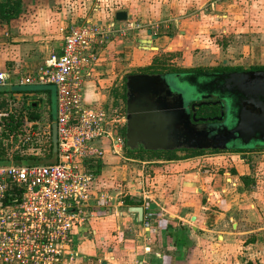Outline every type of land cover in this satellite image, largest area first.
Listing matches in <instances>:
<instances>
[{"label": "crops", "instance_id": "0c3cea01", "mask_svg": "<svg viewBox=\"0 0 264 264\" xmlns=\"http://www.w3.org/2000/svg\"><path fill=\"white\" fill-rule=\"evenodd\" d=\"M166 1L11 0L18 3L19 14L9 20L0 19V72L13 81L36 71L52 52L61 51L63 39L59 28L63 25L82 20L102 24L114 20L116 25H122L123 20L115 19L117 11H125L126 19L135 11L159 15L169 5ZM178 33L187 34L184 29H178ZM139 37L144 38L149 48L160 49V45H150L160 38L146 33L135 39ZM113 43L109 41L100 56L103 51L111 53ZM125 64L115 61L111 65L121 72ZM94 69L84 82L82 95L88 104L100 101L98 91L102 83ZM103 146L106 166L96 174L99 192L114 185L108 178L111 170L108 165L120 160L113 158L107 140ZM122 153L118 155L125 166L119 171L123 172L120 180L125 184L120 182L121 186L115 189L130 191L131 195L125 198L133 203L126 204L122 199L112 203V207L99 209L90 219V230L76 236L79 257L65 264H236V257H240L236 238H241V257L253 256L244 250H248L251 241L244 239L253 233L264 237V225L256 230L246 229L251 214L257 215L259 221L264 220V160L259 162L258 180L253 179L255 173L250 164L242 161L235 163L236 172L226 173L223 181L218 168L209 172L203 167L204 154L163 159L147 153L142 156ZM242 176L249 178L247 185ZM228 179L236 180L239 189L244 188L239 197H233L236 189L229 187ZM145 205L154 213L148 225L144 222ZM130 206L143 207L141 221L137 213L129 211Z\"/></svg>", "mask_w": 264, "mask_h": 264}, {"label": "built area", "instance_id": "2783aa9c", "mask_svg": "<svg viewBox=\"0 0 264 264\" xmlns=\"http://www.w3.org/2000/svg\"><path fill=\"white\" fill-rule=\"evenodd\" d=\"M59 31L61 51L52 52L36 71L13 81L0 72V87H54L56 112L47 124V138L51 140L52 123L57 137L52 162L0 163V264L75 261L76 236L85 233L90 219L99 209L131 195L130 191L115 196L99 192L96 173L89 167L103 159V141L115 154H121L125 141L117 128L125 125L126 112L88 104L82 98L84 82L97 62V47L106 42L107 34L101 23L89 20L63 25ZM3 115L7 113L0 112V120ZM37 122L24 117L23 130ZM25 135L30 136L28 131ZM228 181L235 186V180ZM144 209L148 225L154 213L148 205Z\"/></svg>", "mask_w": 264, "mask_h": 264}, {"label": "rangeland", "instance_id": "374dc122", "mask_svg": "<svg viewBox=\"0 0 264 264\" xmlns=\"http://www.w3.org/2000/svg\"><path fill=\"white\" fill-rule=\"evenodd\" d=\"M167 1L169 5H165L162 14L159 15L135 11L126 20H123L122 25H116L113 22L114 20L104 21L103 24L97 21L102 24L107 37L106 42L97 47L98 56L94 72L98 71L97 78L102 84L101 89L98 91L100 101L96 104H101L105 108L112 106V108H117L122 113L126 112L125 100L121 94L124 92L125 76L130 73L150 71L157 68L164 72H169L177 67L186 69L202 68L204 72H170L164 75L170 90L179 93L184 104L187 105L191 99L219 95L217 92L212 91L213 86L211 84L215 83L220 73L209 72L212 69L223 66L248 69L253 66L264 65V0ZM110 22L114 26L109 25ZM178 29L186 30L187 34L181 36ZM146 33L155 38H160L156 43L151 42L150 44L151 46L160 45L159 50L146 46V42L142 37L135 39V37ZM173 36L175 37L172 38ZM109 41H114L111 53L103 51L100 56V51ZM115 61L127 63L121 72L112 67ZM100 64L102 65L100 66ZM12 87L14 86L10 88ZM45 87L51 91L52 109L55 117L54 87L52 85H46ZM220 96L221 98L217 96L215 99H219L224 104L222 107L225 115L221 124H232L235 120L236 111L230 106L231 97L228 94ZM5 101L4 108L0 112H6L7 115L1 116V118H5H2V123H0L2 125L3 123L6 124L11 115L12 125L16 128L9 132L8 137L5 135L9 131L7 129L0 134V144L4 145L1 156L8 157L10 160L15 155L32 154L36 155L37 159H28V163L37 161L52 162L55 155H51L47 147V124L54 117L50 118L49 107L45 103L42 105L41 115L35 119L38 121L37 124H34L31 128L26 125L25 132L23 130V118L26 117L27 122H29L30 110L21 108V102H15L11 98ZM214 116L204 118L211 119ZM124 128L125 125H118L117 129L121 137H123L121 132ZM27 131L30 135L29 138H25ZM245 150L247 151L236 152L225 149L215 152L213 150H203L201 152V154H204V158H202L204 160L203 167L208 169L209 172H212V168H218L217 173L222 178L227 176L228 173L233 175L236 172L235 163L245 161L244 163H249L250 168L254 170L253 179L258 180L259 162L264 160L262 157L264 146L248 147ZM122 151L124 153L126 149L122 147ZM178 155H183V152L179 150ZM112 156L113 158L118 157L120 160L108 165L111 168L108 178L114 181V185L106 192L115 196L118 192L115 188L119 187L121 174L123 173L119 170L125 166V163L122 162V156L114 152ZM105 166L106 164H103L102 168ZM222 180L224 181L223 178ZM124 182H121V185L125 184ZM229 187L238 191L233 192L234 198L239 197V193L244 189H239L241 187L237 186V188L230 184ZM119 197L120 195L117 198ZM256 201L258 202V196ZM241 211L242 209H240ZM250 217L246 229L256 230L264 225V220L259 221L257 215L251 214ZM241 221L246 222L247 220ZM89 230V227H87L85 232ZM239 240L241 238H236V246L240 247V254H237L240 257H236V264H264V237H259L253 233L250 238L244 239L245 242L251 241L252 244L248 250H244L253 254V256L241 257L240 250H242V247Z\"/></svg>", "mask_w": 264, "mask_h": 264}, {"label": "water", "instance_id": "95a60500", "mask_svg": "<svg viewBox=\"0 0 264 264\" xmlns=\"http://www.w3.org/2000/svg\"><path fill=\"white\" fill-rule=\"evenodd\" d=\"M125 11L115 13L116 20H125ZM166 74V73H165ZM160 73H130L126 75L125 143L146 150H225L235 148L239 140L247 146L251 137L264 139V69L220 73L214 92L231 97L230 106H238L234 123L221 124L224 104L219 100L184 104L179 93L170 90ZM218 84V85H217ZM19 95V94H17ZM220 104V114L211 119L198 118L195 106ZM215 121V123H213ZM53 151L57 150L56 125L51 126ZM142 220L141 206H130Z\"/></svg>", "mask_w": 264, "mask_h": 264}, {"label": "trees", "instance_id": "16d2710c", "mask_svg": "<svg viewBox=\"0 0 264 264\" xmlns=\"http://www.w3.org/2000/svg\"><path fill=\"white\" fill-rule=\"evenodd\" d=\"M18 3L17 2H11V0H6L4 2H0V19H4V20H9L12 17H15L19 14V7H17ZM250 69H264V65L261 66H253L250 67ZM202 68H196V69H186V68H174L169 72H164L163 70H159L157 69H153L150 71H142L139 73H160V74H165V73H170V72H174V73H192V72H204V70L202 71ZM243 70V68L241 67H228V66H223V67H217L212 69V71L209 72H217V71H240ZM208 72V71H206ZM126 79V76H125ZM123 94H121V96L124 98V100H126V86L125 83L123 85ZM19 94V95H17ZM55 94V92H54ZM51 91L49 88L45 87V86H35V85H23V86H14L12 88H7V87H0V110L2 108H4V103L6 102L5 100L11 98L13 101L15 102H21L23 100H21V97H25V98H31L34 97L37 100L35 101L36 104L39 102L41 103V107L35 105L33 106L32 104L27 105L24 104L22 105V103L20 104L21 108H24L26 110H30V115L29 118L30 119H36L37 117H39V115H41V108L42 105L45 103L49 108V115L50 118H53V109H52V103L53 100L51 98ZM55 96V95H54ZM221 108H220V104H203L198 108V112L197 115L199 116H211V115H215L218 116L220 114ZM9 116V115H8ZM5 118V117H2ZM1 118V120H2ZM0 120V122L2 123V121ZM0 123V134L4 133L5 130H9L5 135H9V132L12 131L13 129H15L16 127H14L12 125V117L11 115L9 116V120L6 122V124L3 123V125ZM18 124V121L16 122V126ZM2 126V129H1ZM122 136L125 139V128L123 129ZM1 142V141H0ZM48 144V150L51 153V155H55V152L53 151V145H52V140H48L47 141ZM261 147V146H259ZM248 147H235V148H230L229 150L231 151H247L245 150ZM124 149H126V153L130 156H142L143 153H147L150 155H154L157 158H163V159H176L178 158V155L176 154V151L181 150L183 152V155L185 156H189V155H196V154H201V152L203 150H197V149H186V148H180V149H173V150H146L142 147L140 148H129L126 146V144H124ZM4 151V145H2V143L0 144V163H6L9 162L10 160H12L14 163H28V159H34L36 160L37 157L36 155H32V154H25V155H15L12 158L5 157V156H1V153ZM215 152L220 151V150H213ZM137 153V154H136ZM55 160V159H54ZM53 160V161H54ZM26 161V162H25ZM39 162V161H37ZM103 166V159H98L95 162L89 164V167L91 168V170L94 171V173L99 174L101 172ZM242 181L247 185V183L249 182V178L247 176H242L241 177ZM125 203L126 204H130L133 203L131 202V200L127 197L125 198ZM250 264V263H248Z\"/></svg>", "mask_w": 264, "mask_h": 264}, {"label": "flooded vegetation", "instance_id": "af4514ba", "mask_svg": "<svg viewBox=\"0 0 264 264\" xmlns=\"http://www.w3.org/2000/svg\"><path fill=\"white\" fill-rule=\"evenodd\" d=\"M243 70H255V69H250V68H248V69H243ZM217 72H219V73H226V72H228V71H217ZM218 96V98H221V96H219V95H215V96H212V97H208V98H198V99H191V100H189V102H188V107H189V109L191 110V104L193 103V102H199V101H202V100H205V101H210V100H216L215 98ZM21 100H23V101H21V103H22V105H23V103L24 104H27V105H30V104H32L33 106H35V105H37V106H39V107H41V103H37L36 104V98H34V97H31V98H25V97H21ZM222 100H224V99H222ZM225 104H226V101H225ZM48 105V104H47ZM126 107V106H125ZM200 106H195V112H196V116H197V112H198V108H199ZM234 109H235V111L237 112V109H238V106L237 105H234V107H233ZM198 118H204V116H197ZM209 120V119H208ZM232 123H234V121L232 122ZM125 131H126V127H125ZM235 145H236V147H257V146H264V139L261 137V136H259V135H256V136H254V137H251L250 138V140H249V142H248V144H247V146H245V145H243V143H241L239 140H237V141H235ZM126 144V143H125Z\"/></svg>", "mask_w": 264, "mask_h": 264}]
</instances>
